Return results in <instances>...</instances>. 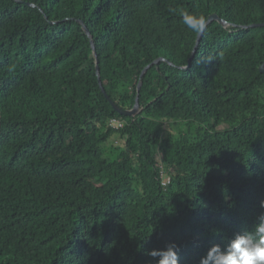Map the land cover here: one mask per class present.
<instances>
[{
    "label": "trees",
    "instance_id": "trees-1",
    "mask_svg": "<svg viewBox=\"0 0 264 264\" xmlns=\"http://www.w3.org/2000/svg\"><path fill=\"white\" fill-rule=\"evenodd\" d=\"M21 1L0 0V264H150L172 242L199 264L253 226L264 27H245L264 0ZM182 13L229 24L206 28L188 70L199 34ZM80 22L122 110L151 66L136 116L103 93Z\"/></svg>",
    "mask_w": 264,
    "mask_h": 264
},
{
    "label": "clouds",
    "instance_id": "clouds-1",
    "mask_svg": "<svg viewBox=\"0 0 264 264\" xmlns=\"http://www.w3.org/2000/svg\"><path fill=\"white\" fill-rule=\"evenodd\" d=\"M187 28L200 34L206 30L208 18L203 15L182 13ZM264 208V200L260 202ZM178 246L169 243L163 249L149 251L150 264H179ZM199 264H264V213L256 217L250 229L236 233L227 244H213Z\"/></svg>",
    "mask_w": 264,
    "mask_h": 264
},
{
    "label": "water",
    "instance_id": "water-1",
    "mask_svg": "<svg viewBox=\"0 0 264 264\" xmlns=\"http://www.w3.org/2000/svg\"><path fill=\"white\" fill-rule=\"evenodd\" d=\"M16 2H22L21 0H15ZM29 6L31 7H36L34 4H28ZM219 22L220 24H222L224 27H228L229 24L228 22H226L225 20L221 19L218 15L214 14V15H211L208 19V23H207V26L206 28L213 22ZM82 24V27L85 31V33L87 34V36L90 38L91 40V47H92V50H93V55H94V59L96 61V69H97V76H98V81H99V84L101 86V89L103 91V93L105 94L106 98L111 102L112 106L114 107V109L120 113L122 116H126V117H134L136 116L137 114L140 113V91H141V88H142V85H143V82H142V78L143 76L147 73V71L151 68V66H148L143 74H142V78H141V81H140V84H139V87H138V96H137V100H136V105L130 109V110H122L120 107H118L111 99L110 97L108 96V94L106 93L103 85H102V81H101V73H100V67H99V59H98V53H97V50H96V46H95V43H94V40H93V37L89 31V29L87 28V26L83 23V22H80ZM253 28V27H264V24H255V25H251V26H247L245 28ZM204 32L203 33H200L198 35V39H197V43H196V47H195V50L193 52V55L189 61V65L186 69H183V70H188L191 63H192V60L194 59L195 57V54L197 52V48H198V45L200 43V40L203 36ZM160 61H165L164 59H158L154 64H158ZM260 71L261 73H264V64L261 66L260 68Z\"/></svg>",
    "mask_w": 264,
    "mask_h": 264
},
{
    "label": "built area",
    "instance_id": "built-area-1",
    "mask_svg": "<svg viewBox=\"0 0 264 264\" xmlns=\"http://www.w3.org/2000/svg\"><path fill=\"white\" fill-rule=\"evenodd\" d=\"M116 123V124H115ZM112 126L118 128L120 127L118 122H112ZM160 180L162 181V187H168L171 184V179L167 175L166 171L163 169V167L160 168Z\"/></svg>",
    "mask_w": 264,
    "mask_h": 264
},
{
    "label": "rangeland",
    "instance_id": "rangeland-1",
    "mask_svg": "<svg viewBox=\"0 0 264 264\" xmlns=\"http://www.w3.org/2000/svg\"><path fill=\"white\" fill-rule=\"evenodd\" d=\"M116 124V123H115Z\"/></svg>",
    "mask_w": 264,
    "mask_h": 264
}]
</instances>
